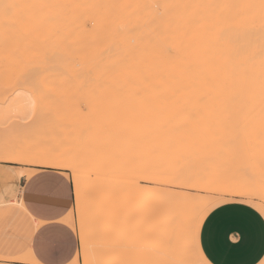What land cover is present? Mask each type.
I'll use <instances>...</instances> for the list:
<instances>
[{"label": "rangeland", "instance_id": "rangeland-1", "mask_svg": "<svg viewBox=\"0 0 264 264\" xmlns=\"http://www.w3.org/2000/svg\"><path fill=\"white\" fill-rule=\"evenodd\" d=\"M70 73L76 71L0 67V159L18 156L23 160L16 163L31 167L28 173L49 167L70 178L74 198L65 221L79 242L70 264H92L95 260L100 264H181L180 257L174 256L181 249L187 253L183 252V257L186 255L188 264H210L200 250L198 236L203 219L214 207L239 200L264 216V100L147 101L130 92L139 87L97 85L54 76ZM92 152L99 154L95 156L98 160ZM112 156L116 160H106ZM118 159L120 163L125 161L130 170L124 169L123 163H119L123 168H115ZM37 160L54 167L33 163ZM104 160L115 165V172L117 168L123 170L121 180L106 161L102 165ZM69 163L77 176L68 169ZM102 166L109 169V174ZM129 190L130 196L126 194ZM124 200L122 209L117 203ZM127 205L129 215L124 213L129 210ZM178 208L188 211L189 216L185 214L186 220L180 217L172 223L175 216L174 221L179 217ZM5 215L6 236L15 235L17 221L25 218L9 210ZM164 221L168 226L172 224L170 227L177 224L175 230ZM109 228L112 233L116 231L109 239L113 238L110 243L120 247L116 248L118 255L112 244L110 247L117 257L110 254L107 246ZM168 236L181 238L174 237L173 243ZM173 245L180 250L171 252ZM7 253V248L0 253V264H37L27 255L15 257ZM259 264H264V259Z\"/></svg>", "mask_w": 264, "mask_h": 264}, {"label": "bare ground", "instance_id": "bare-ground-1", "mask_svg": "<svg viewBox=\"0 0 264 264\" xmlns=\"http://www.w3.org/2000/svg\"><path fill=\"white\" fill-rule=\"evenodd\" d=\"M210 1L214 2L212 0H0V67L76 71V73L54 76L61 80L74 78L79 82H93L97 85L139 87L138 90L130 92L140 95L147 101L264 100V0H221V2L215 0V7ZM211 6L214 8L212 9ZM113 93L117 94L115 91ZM95 153L92 152L93 157L99 155ZM112 158L116 160L117 157H106V160L110 161ZM95 159L98 160L96 157ZM120 159L115 164L117 166H113L128 168L127 160L122 159L126 160L125 166L124 162L120 163ZM106 160L102 165H105ZM109 161H106V164ZM119 163H123L122 166ZM108 166L111 168L112 165L107 164ZM113 166L111 170L114 171ZM102 167L109 174V169ZM68 169L77 176L74 167L70 166ZM117 169L116 172L114 171L115 175L118 174L116 178L119 177L120 172L124 173L123 170ZM122 177L123 175L119 179ZM129 180L130 178L126 181ZM122 181L124 182V179ZM131 190L126 194L130 196ZM117 198L116 201L120 202ZM129 200L133 203L132 199ZM123 202L125 200L117 203V205L121 204L122 209H124ZM174 207L177 208L175 205ZM153 208L151 210H154ZM158 208L160 209L159 206ZM127 211L129 213L130 209L126 212L124 210V213L126 214ZM121 212L118 215H121ZM176 212L180 213H177L179 217L174 221L176 214L174 218L171 216L172 223L179 221L180 217V220H186L188 211L181 212L178 208ZM128 213L127 215L130 214ZM168 218L169 216L166 219ZM158 220L156 219V223ZM164 223L166 224L165 221ZM128 226L130 227V224ZM175 226H172L174 230ZM172 227L170 228L173 229ZM114 233L109 228L107 239L111 238L112 234L115 235ZM174 237L177 240L181 238ZM112 239L107 240L109 248L113 245ZM174 241L176 240H173V243ZM114 247L118 255L120 247L113 245ZM113 248H110V254H114L111 251ZM178 250L180 249L176 246L171 252ZM183 252L185 253L181 249L177 252L179 256L177 254L174 256H177L176 259L181 258L178 259L181 264H188ZM125 255L127 258L128 254ZM95 261L92 264H100Z\"/></svg>", "mask_w": 264, "mask_h": 264}, {"label": "crops", "instance_id": "crops-1", "mask_svg": "<svg viewBox=\"0 0 264 264\" xmlns=\"http://www.w3.org/2000/svg\"><path fill=\"white\" fill-rule=\"evenodd\" d=\"M4 159H0V253L7 248L8 255H27L37 264H70L79 246L76 233L65 221L74 198L72 181L59 169L36 168L28 173L30 166L16 163L21 157ZM5 210L25 218L17 221L15 235L6 236ZM53 229L62 231L67 242L55 248L46 245L43 234ZM198 243L210 264H259L264 259V216L243 201L219 204L203 219Z\"/></svg>", "mask_w": 264, "mask_h": 264}, {"label": "snow or ice", "instance_id": "snow-or-ice-1", "mask_svg": "<svg viewBox=\"0 0 264 264\" xmlns=\"http://www.w3.org/2000/svg\"><path fill=\"white\" fill-rule=\"evenodd\" d=\"M43 242L46 245L55 248L60 244L66 243L67 238L62 231L58 229H53L43 234Z\"/></svg>", "mask_w": 264, "mask_h": 264}]
</instances>
